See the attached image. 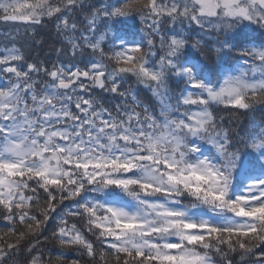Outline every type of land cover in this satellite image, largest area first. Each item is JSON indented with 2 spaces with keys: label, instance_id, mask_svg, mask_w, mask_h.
Returning <instances> with one entry per match:
<instances>
[{
  "label": "snow or ice",
  "instance_id": "obj_1",
  "mask_svg": "<svg viewBox=\"0 0 264 264\" xmlns=\"http://www.w3.org/2000/svg\"><path fill=\"white\" fill-rule=\"evenodd\" d=\"M0 25V264H264V0H0ZM45 25L54 62L20 37Z\"/></svg>",
  "mask_w": 264,
  "mask_h": 264
},
{
  "label": "trees",
  "instance_id": "obj_2",
  "mask_svg": "<svg viewBox=\"0 0 264 264\" xmlns=\"http://www.w3.org/2000/svg\"><path fill=\"white\" fill-rule=\"evenodd\" d=\"M0 27H3L0 25ZM20 37L22 38V42L25 45V54L29 56L31 60H43V61H50L54 62L56 60V53L54 49L56 47L60 46V43L58 41V37L55 33L54 27L51 25H45L44 27H38L35 37H29L24 38L23 28L20 30ZM33 39L37 41L38 43H33ZM66 59V58H65ZM141 102L148 103L150 106L156 105L155 99L151 96V93H149L146 89H142L139 91V97ZM105 104H114L115 101L111 99L104 100ZM222 115H224L222 113ZM241 121L244 120V117H239ZM67 211V209L65 210ZM70 221L76 218L69 217ZM55 221L49 222V231L45 233V235H51V229L55 226ZM77 226L82 227V221H79L77 219ZM3 229V221H0V230ZM0 234H2V231H0ZM47 248L46 253H50L51 257L55 259V256L59 254L60 252H64L65 255L69 256L70 258H76L79 254L74 252L70 248H60L59 245H54L51 242L45 241ZM235 257L236 264H242L240 261L239 255L233 254ZM47 258V255H46ZM84 259H87L86 257Z\"/></svg>",
  "mask_w": 264,
  "mask_h": 264
}]
</instances>
